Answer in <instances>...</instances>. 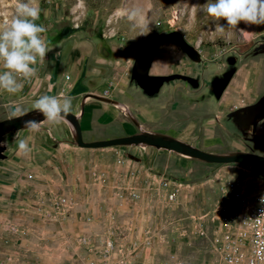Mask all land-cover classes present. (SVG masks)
<instances>
[{
    "label": "rangeland",
    "instance_id": "374dc122",
    "mask_svg": "<svg viewBox=\"0 0 264 264\" xmlns=\"http://www.w3.org/2000/svg\"><path fill=\"white\" fill-rule=\"evenodd\" d=\"M206 2L37 0L41 15L36 23L46 27L42 35L51 51L43 71L38 63L35 77L20 80L27 102L12 110L0 103V117H14L17 107L23 115L38 116L34 104L39 97L60 92L72 97L69 91L80 84L85 103L72 105L78 117H85L82 110L91 101L96 111L105 104L132 119V107L117 101L116 91L131 92L126 87L138 81L133 70L137 51L159 38L152 73L166 78L165 84L177 78L189 85L187 111L181 116L184 138L210 152L264 155V24L242 22L239 27L251 33L244 36L220 21L225 30L219 32L217 22L202 10ZM14 11L12 0L0 3V27ZM133 12L138 15L129 19ZM53 71L59 74L54 84ZM227 88L237 93L231 99L243 104L213 115L211 104L217 105V94ZM67 121H40L43 137L35 131L27 154L19 152L17 135L28 128L1 139L3 159L11 162L6 185L0 184L3 263L225 264L226 232L254 201L264 166L185 155V165L170 160L163 180L171 181L177 195L169 201L163 180L158 186L129 185L132 162L128 170H115L116 154L101 158L98 153L116 146H79L75 127ZM109 241L114 247L107 251Z\"/></svg>",
    "mask_w": 264,
    "mask_h": 264
},
{
    "label": "crops",
    "instance_id": "0c3cea01",
    "mask_svg": "<svg viewBox=\"0 0 264 264\" xmlns=\"http://www.w3.org/2000/svg\"><path fill=\"white\" fill-rule=\"evenodd\" d=\"M44 68L45 64L42 63L40 70L43 71ZM174 70L176 69L172 68L169 73ZM150 73L153 75L158 74L157 72L152 73V68H150ZM51 75V81H53L52 84L57 83L56 80L58 79L59 74L53 71ZM19 82L21 83L20 80ZM164 82L165 80L158 85H154L153 83L142 84L137 81L136 83H132L131 87H126V89L131 92L125 94L123 92L124 89L122 90V93L116 91L117 101L132 107L134 116L132 119H129L128 117H120L121 114H118L119 109H113L105 104L100 105L98 111H96L95 107H93V104L95 103L90 101L85 105L87 108L84 107V110H82L85 117H79L83 136L86 137L88 141H92L132 135L141 132H151L175 137L191 145L198 146V143L184 138L185 136L183 134L185 126L181 116L187 111L188 83L182 80H177V78L169 79L166 81L168 82L166 84ZM22 84L23 89L19 92L9 93L5 91L2 94L3 99H1L0 103L4 106H9V109L12 110V108L18 103L27 102L25 85L24 83ZM83 88H81L79 84L73 90L71 89L72 91H69L72 92V105L74 109L85 103V101H82L78 93ZM224 92L219 96L217 94V105L211 104L213 115L215 114L216 116H219L220 113L226 112L230 107L243 104L241 103L242 101L236 104L233 98L231 99V93H233L232 97H237V93L233 89L227 88V93ZM203 103L204 102H202V104ZM86 109H89L88 112H86ZM5 118L8 117H0V120ZM36 133L43 137V130L40 132L36 131ZM36 133L35 131H24L17 135V138L26 139L31 137L30 140H36L37 137L34 138ZM114 146H116L114 149L115 151L113 149L99 151L98 154L101 158H104V154L107 153L116 154L114 169L119 171L128 170L130 162H132L134 177L128 181L130 183L127 181L125 182V179L127 180V178L123 181L121 175L119 176V180L121 179L124 184L128 183L129 185L142 187L158 186L160 185L161 180L166 176V173H162V171L167 170L170 160L182 165L188 163L187 159L181 157L184 155L165 148H157L147 144ZM102 150H104V148ZM125 160L126 163L128 162L126 167L123 166ZM10 171L11 162L7 159H0L1 185H6L7 175ZM144 193L145 192L143 191L141 199L143 198ZM2 263L3 262L0 260V264Z\"/></svg>",
    "mask_w": 264,
    "mask_h": 264
},
{
    "label": "clouds",
    "instance_id": "9594fccd",
    "mask_svg": "<svg viewBox=\"0 0 264 264\" xmlns=\"http://www.w3.org/2000/svg\"><path fill=\"white\" fill-rule=\"evenodd\" d=\"M3 3V0H0ZM14 14L11 19H5L0 27V90L16 93L23 89L19 80L30 81L37 74L38 63H43L51 51L48 41L42 35L46 27L36 23L40 19L41 9L37 0H12ZM202 10L212 17L216 30L224 32L225 26L220 21H226L228 29H236L242 35H250V31L240 28L245 25L264 24V0H207L202 5ZM138 15L133 12L129 19ZM72 97L60 92L57 95H43L34 104L47 121L54 123L68 122L67 117L72 113ZM24 114L21 107L12 112V116L19 117ZM24 127L30 131L39 130V122L27 120ZM26 139H18V150L27 154L31 151ZM264 204V196L261 197ZM264 216V210L259 217Z\"/></svg>",
    "mask_w": 264,
    "mask_h": 264
},
{
    "label": "water",
    "instance_id": "95a60500",
    "mask_svg": "<svg viewBox=\"0 0 264 264\" xmlns=\"http://www.w3.org/2000/svg\"><path fill=\"white\" fill-rule=\"evenodd\" d=\"M159 38L149 42V44L137 51L133 70L142 84L154 85L160 84L164 79L161 76L150 73L151 64L155 55V48L158 45ZM152 46V49L147 52V48ZM67 119L75 127V139L79 146L86 148H98L113 145H132V144H147L157 148H165L173 150L179 154L189 156L201 161L210 163H240L247 166H264V155L248 152L235 151L231 153H215L202 149L198 146L191 145L187 142L181 141L175 137L164 134L141 132L132 135H125L114 137L110 139L85 141L79 117L75 113H71ZM27 120L42 121L45 117L40 114L38 116L22 115L19 117H11L0 120V159L5 158L4 146L1 145L2 137L9 131H17L24 127V122Z\"/></svg>",
    "mask_w": 264,
    "mask_h": 264
},
{
    "label": "built area",
    "instance_id": "2783aa9c",
    "mask_svg": "<svg viewBox=\"0 0 264 264\" xmlns=\"http://www.w3.org/2000/svg\"><path fill=\"white\" fill-rule=\"evenodd\" d=\"M70 76L68 75L67 78ZM167 190L166 197L169 201L176 195L169 179L161 183ZM169 187V188H168ZM133 196L137 194L133 193ZM264 196V181L260 183L254 201L247 204L242 210L231 229L225 235V264H264V216H260L264 210V204L260 203ZM61 202H66L65 198ZM114 247V243H107V251Z\"/></svg>",
    "mask_w": 264,
    "mask_h": 264
},
{
    "label": "flooded vegetation",
    "instance_id": "af4514ba",
    "mask_svg": "<svg viewBox=\"0 0 264 264\" xmlns=\"http://www.w3.org/2000/svg\"><path fill=\"white\" fill-rule=\"evenodd\" d=\"M151 49H152V46L148 47V48H147V52H149ZM190 50H191V49H190ZM191 52H193V51H191Z\"/></svg>",
    "mask_w": 264,
    "mask_h": 264
},
{
    "label": "trees",
    "instance_id": "16d2710c",
    "mask_svg": "<svg viewBox=\"0 0 264 264\" xmlns=\"http://www.w3.org/2000/svg\"><path fill=\"white\" fill-rule=\"evenodd\" d=\"M180 42L183 44V41H180ZM183 46L186 47L184 44H183ZM186 48H188V47H186Z\"/></svg>",
    "mask_w": 264,
    "mask_h": 264
}]
</instances>
